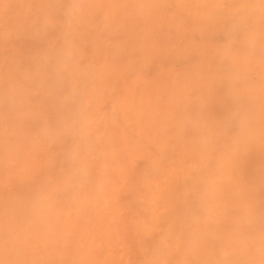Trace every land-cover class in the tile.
Wrapping results in <instances>:
<instances>
[{"label":"rangeland","instance_id":"1","mask_svg":"<svg viewBox=\"0 0 264 264\" xmlns=\"http://www.w3.org/2000/svg\"><path fill=\"white\" fill-rule=\"evenodd\" d=\"M9 171L17 264H264V0H0Z\"/></svg>","mask_w":264,"mask_h":264},{"label":"bare ground","instance_id":"2","mask_svg":"<svg viewBox=\"0 0 264 264\" xmlns=\"http://www.w3.org/2000/svg\"><path fill=\"white\" fill-rule=\"evenodd\" d=\"M224 102H225V100H224ZM228 107H229V105H228ZM231 108H233V107H231ZM223 112H225V111H223ZM232 124L234 125V123H232ZM171 147L173 148V146H171ZM15 177H16V175H14V173H12V171H9V174L5 177L6 178L5 184L3 185L2 183H0V264H17V253H18L17 250L18 249H17L16 240H17V232L19 230L18 229L19 227H17V209H18V207L16 206L17 205L16 204V201H17L16 198L17 197H15V190H16V183H15L16 179H15ZM17 192H18V189H17ZM185 192H187V191H185ZM262 193H264V192H262ZM120 197H122V196H120ZM261 229H264V228H261ZM110 235H111V233L109 234V236Z\"/></svg>","mask_w":264,"mask_h":264}]
</instances>
